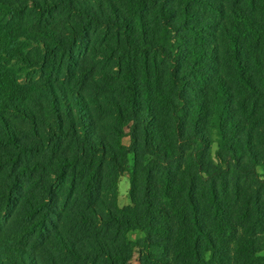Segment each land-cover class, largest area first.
Masks as SVG:
<instances>
[{"label": "trees", "instance_id": "obj_1", "mask_svg": "<svg viewBox=\"0 0 264 264\" xmlns=\"http://www.w3.org/2000/svg\"><path fill=\"white\" fill-rule=\"evenodd\" d=\"M99 26L121 93L108 134L68 81ZM130 153L133 206L114 209L105 172ZM0 176V218L28 237L0 230V264H129L135 247L141 264H264V0H0Z\"/></svg>", "mask_w": 264, "mask_h": 264}, {"label": "rangeland", "instance_id": "obj_2", "mask_svg": "<svg viewBox=\"0 0 264 264\" xmlns=\"http://www.w3.org/2000/svg\"><path fill=\"white\" fill-rule=\"evenodd\" d=\"M111 33H108L103 27L99 26L93 29V33L91 34V39L88 42V48L90 51L88 52L87 57L85 59L82 57L76 59L75 66L73 65L71 68V78L73 81V86L77 89H80L82 92H84L87 95V98L94 99L96 97H99L102 102V110L96 111V115L99 116L102 127L101 129L108 134L110 125L109 121L111 119V98L113 96H120L121 93L118 88L117 83V76L115 73L113 74V66L112 63L105 57L101 56L99 53L102 48L108 43L111 42ZM84 61L87 62V68L86 70H89L88 79L86 80V85H81L77 83L78 79L77 77L80 76ZM115 72V71H114ZM91 106L94 105L93 103ZM131 127L128 125L125 127L126 135L121 139V142L127 146L131 145V135H130ZM222 138L221 136L216 132H212V156L215 155L216 151L221 145ZM143 157L141 156V159ZM148 156L145 157V162L148 161ZM135 155L134 153H130L128 155V163L125 167V170L120 173L116 174L114 170L111 168H107L105 172V179L103 183V193L106 195L107 200L111 196L112 191L116 190L117 199H116V206L115 208H125L127 206H133V202L130 198V192H131V176L135 170ZM142 168L140 167L139 172L137 175H141ZM49 184H52L54 187H59L60 189H65V184H58L57 181L54 180L53 177H50L47 179ZM5 182L3 177L0 176V187L3 185L2 183ZM139 183V182H138ZM0 230L3 231V234L5 237L8 238V240L15 241L16 243H20L21 245L28 241V237L25 233V225L22 223V220L16 218L15 215H9L2 216L0 218ZM1 231V232H2ZM84 233L86 232H78L77 230H72L71 232V238L74 240H79L80 237L83 239H86L87 237H83ZM144 236V233L140 230H132L128 233V237L133 242H138L140 239ZM33 241H31L32 244ZM140 249L135 247L133 250V257L130 260L129 264H141L140 262ZM34 252H38V250L34 249ZM93 262H88V264H102L99 259H93ZM46 260L42 259L40 260V264H43ZM82 264H86L83 263ZM76 261H70L67 264H81Z\"/></svg>", "mask_w": 264, "mask_h": 264}]
</instances>
